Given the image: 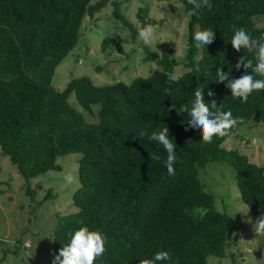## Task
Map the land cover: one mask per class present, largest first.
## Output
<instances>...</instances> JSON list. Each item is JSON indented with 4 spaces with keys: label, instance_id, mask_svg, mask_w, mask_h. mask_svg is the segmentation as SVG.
Wrapping results in <instances>:
<instances>
[{
    "label": "trees",
    "instance_id": "obj_1",
    "mask_svg": "<svg viewBox=\"0 0 264 264\" xmlns=\"http://www.w3.org/2000/svg\"><path fill=\"white\" fill-rule=\"evenodd\" d=\"M108 1L0 0L1 151L25 177L31 198L35 188L29 178L61 169L58 156L81 152L79 185L72 192L76 209L58 215L50 264L70 242L69 233L81 227L105 237L106 250L94 264H140L162 251L170 257L163 264H209V254H225L228 234L239 225L217 208L199 168L209 160L233 165L241 198L257 220L264 214V164L222 145L236 126L228 135L203 143L200 130L187 127L190 117L180 108L190 107L199 87L211 111H231L242 122L252 115L264 121V90H254L241 103L231 96L227 81L217 82L216 76L221 66L230 79L246 74L243 67L235 68L243 56L255 63L253 52L232 47V26L244 28L253 39L264 37V0H210L211 9L195 14L193 5L182 0L188 14L182 60L173 55V46L161 54L145 46V59L157 64L147 75L96 84L83 74L56 89L51 83L54 69L77 44L84 17L93 16ZM119 8L114 1V15L135 33ZM148 10L147 4L138 8L142 25L152 21ZM206 29L215 33L214 40L198 47L194 33ZM108 42L106 36L103 49ZM118 48L122 50L120 44ZM179 64L185 70L177 73ZM169 74L179 75V82L170 83ZM71 92L83 110L70 103ZM165 127L175 146L174 175L164 164L166 151L149 139ZM141 131L147 134L138 136ZM150 154L160 160H151ZM50 195L48 189L41 200Z\"/></svg>",
    "mask_w": 264,
    "mask_h": 264
},
{
    "label": "rangeland",
    "instance_id": "obj_2",
    "mask_svg": "<svg viewBox=\"0 0 264 264\" xmlns=\"http://www.w3.org/2000/svg\"><path fill=\"white\" fill-rule=\"evenodd\" d=\"M114 1L132 23L135 33L114 15ZM143 4L149 5L147 17L152 19L144 25L137 15ZM183 6L182 0H109L102 10L84 17L80 38L56 65L52 85L62 89L71 77L83 74L96 84L116 80L129 82L137 74L147 75L157 68V64L145 59V46L159 54L173 46V55L182 60L188 18ZM149 24L155 33L150 46L138 39V29ZM106 36L109 42L103 49ZM184 70L180 64L175 68L177 73ZM68 99L83 110L74 92ZM85 114L93 118L86 111ZM222 145L235 147L256 163L264 164V121L250 116L236 125L235 132ZM80 157L78 151L60 155L56 161L61 164V169H48L29 178L30 186L35 188V197L31 198L25 191V177L0 147V264H50L52 231L58 215L76 209L72 192L79 185L77 167ZM69 172L76 178L72 184L64 179ZM199 177L204 188L215 195L217 208L232 215L239 225L237 230L231 229L228 234L225 254H209V264H264V237H257L253 229L256 217L241 198L234 166L225 160H209L199 168ZM48 189L51 195L42 201Z\"/></svg>",
    "mask_w": 264,
    "mask_h": 264
},
{
    "label": "clouds",
    "instance_id": "obj_3",
    "mask_svg": "<svg viewBox=\"0 0 264 264\" xmlns=\"http://www.w3.org/2000/svg\"><path fill=\"white\" fill-rule=\"evenodd\" d=\"M188 3L193 5V14L202 8H212L210 0H188ZM232 27L234 31L231 40L232 47L237 52L241 49L253 52L255 63L253 59H246L245 56L239 58L235 68L239 70L243 67L246 74L235 79H230L229 74L221 66L216 72L217 82L227 81L226 87L231 90V96L238 98L241 103H246L254 90H264V37L253 39L244 28H236L235 25ZM154 35V29L150 24L138 29V39L145 45L150 46L153 43ZM214 35L215 33L210 29L198 30L194 33L193 38L197 42V46L202 47L210 45L214 40ZM248 70H251L250 74H248ZM179 79L177 74L168 75L170 83H178ZM166 91L170 93V89H166ZM213 95L214 93H209V96ZM211 105L215 108L216 102L213 101ZM180 111L188 114L190 119L187 121V127L199 129L202 142L205 144L211 143L215 136L224 137L228 135L229 130L242 122L239 118H233L231 111H211L205 103L204 93L199 87L194 91V99L190 102V107L182 105ZM146 134V132L141 131L138 136L144 137ZM149 139L161 145L166 151L167 158L164 164L169 175H174L176 153L175 146L169 139L168 127L152 132ZM150 159L159 161L160 157L150 154ZM64 179L68 184H72L76 178L69 172ZM253 229L257 237H264V214L257 218ZM69 236L70 242L59 250L58 255L54 256L53 264H94V261L101 257L106 250L105 237L98 231H90L87 227H81L74 233H69ZM29 256L32 255L29 254ZM169 259V253L162 251L157 252L151 260H140V264H163Z\"/></svg>",
    "mask_w": 264,
    "mask_h": 264
}]
</instances>
